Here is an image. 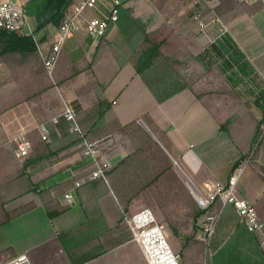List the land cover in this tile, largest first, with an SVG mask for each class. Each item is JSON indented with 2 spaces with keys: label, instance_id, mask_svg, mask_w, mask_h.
Listing matches in <instances>:
<instances>
[{
  "label": "crops",
  "instance_id": "1",
  "mask_svg": "<svg viewBox=\"0 0 264 264\" xmlns=\"http://www.w3.org/2000/svg\"><path fill=\"white\" fill-rule=\"evenodd\" d=\"M136 5L147 9L137 14L145 23L144 29H138L143 36L139 48L146 34L164 27L170 39L161 57L143 74H137L132 65L138 60V47L136 52L129 50L132 55L127 53L125 60L120 58L124 68H119L116 75L107 70L103 74V80L110 82L105 95L112 105L100 121L91 122L87 129L94 138L103 135L107 126L118 129L117 138L109 140L104 150V159L111 165L109 184L90 178L92 165L81 154V144L70 131V125L61 119L58 123L52 121L55 115L49 114L50 104L44 101L48 91L41 99L30 97V94L23 99H10L16 92V95L20 93L19 76L9 71V65L0 63V163H16L18 158L11 140L20 135L31 142L29 158L45 157L27 166L24 159H18L24 160L22 175L16 177L17 182L12 175L8 176L6 193L10 195L6 199L0 193L7 210H14L16 206L10 209L9 206L19 201L22 206L32 205L8 223V232L14 238L20 234L21 226L25 244L39 241L38 246H23L20 252L29 254L33 264H147L124 221L125 214L134 213L138 209L136 203L142 202L136 199L130 204L126 199L130 178H135L137 190L141 188L142 191V183L151 174L154 162L150 155L139 152L145 141L136 140L131 149L125 141L126 135L137 130L122 128L143 119L142 116L147 119V123L142 120L145 131L167 154L186 187L193 184L205 192L218 183H225L234 164L250 154L263 110L249 100L254 94L264 93V0L238 3L224 16L215 12L218 0H186L167 15L150 0H139ZM207 8L214 13V18L223 21L227 29L225 36L242 55L237 63L235 57L232 58L234 49L228 45L227 52L212 49L213 45H218L217 25H208L205 30L200 27V22L205 21L203 11ZM195 15L200 19L196 20ZM119 24L121 26V21ZM118 33V30L113 31L111 37L106 35L102 39L112 42ZM206 50L210 51L212 60L199 58ZM219 54L233 61L220 66L215 61ZM29 63L28 60L24 64ZM31 74V71H24L20 78H31ZM119 79L124 81L115 89L113 82ZM62 90L67 100H63L60 90L53 92L59 105L62 100L63 104L64 101L77 104L88 111L98 103L97 96L90 103L83 92H75L69 86ZM43 123L49 126L46 141L42 140L40 130ZM47 143L53 151L62 150L47 157ZM257 162L264 166V140ZM241 165L245 171L239 184L243 182L245 187L238 186L237 195L254 206L264 226V181L249 157ZM70 193L73 202L68 204L65 196ZM46 206L67 209L50 219ZM229 208V215L241 221L235 209ZM241 224L240 229L236 227L237 235L245 227L242 221ZM252 236L255 238L251 245L253 264H264V227ZM235 240L239 241L237 237ZM35 248L37 250L32 251ZM258 249L261 256L255 253ZM20 253L14 251L9 257Z\"/></svg>",
  "mask_w": 264,
  "mask_h": 264
},
{
  "label": "rangeland",
  "instance_id": "2",
  "mask_svg": "<svg viewBox=\"0 0 264 264\" xmlns=\"http://www.w3.org/2000/svg\"><path fill=\"white\" fill-rule=\"evenodd\" d=\"M20 1L22 2L24 6L27 21L29 25H31V27L33 28L35 25V17H34L35 4L31 3L32 0H20ZM76 1L78 2L80 0H76ZM120 1H121V12H120V19L117 24L118 26L116 24L111 25L107 32V37H111L113 31L118 30L119 33L115 38L112 39L113 41L108 42L106 39L95 40V39H91L90 37L86 35H76L72 37L67 42V44L65 45L63 49L59 64L57 66L54 80L50 79L47 76V73L44 70L42 59L40 58V56H36V57L33 56L32 58H30L29 64H24L21 66H17V65L9 66L10 67L9 71L16 72L19 76V79L17 80V84H18V88L20 92L17 95H16L17 93L16 92L15 93L16 96L14 95V97L10 99L12 100L23 99L26 97V95L29 96V94H33L34 98L37 97V95H39L38 98L41 99L43 98L42 95L46 93V91L44 93H40L41 90L44 87H49L47 90L48 92L46 93L44 97V101L50 104L49 114L50 115L54 114L55 117H58L62 114L63 101L61 100L60 102L61 106H60L58 103V99L53 94V92H55L56 89L60 90L62 97H64L63 100H67L62 90L63 87H66V86H69L70 89L72 87V89L75 90V92H79V93L83 92L86 95V98L90 103H93L94 97L96 96L98 97L97 98L98 102L103 97H105L106 100L109 101V99L105 95V88L110 82L103 80V74L105 70H107L108 72H112L111 75L112 74L114 75V73L116 75V71L118 72L119 68L121 69L124 68V65L120 63L121 62L120 58H124L125 60V57L128 56V54H130L129 50L136 52L135 48L136 47L139 48V43L140 41H142L141 39L143 38L139 30L140 29L142 30L145 23H142V18L138 17L137 14L141 12H146L147 10L145 7L136 5V2L139 0H120ZM150 1L154 3L158 9L160 8V10L162 11L164 15H167L173 12L174 10L178 9L182 5V3H184L186 0H150ZM203 13L205 14V15L203 14V17H202L205 19V21L202 20L204 23L210 22L215 17L214 13H212L211 9L209 8L205 9ZM120 21H121V26L119 24ZM55 32H56V29L53 27H50L49 36L46 37L45 40H42L43 33H38V34L35 33L34 35L40 46H47L53 40ZM141 46L139 50L137 51L138 59L140 58ZM131 55L132 54H130V56ZM220 55L222 54H219L218 56L216 55L218 60H215L216 63L219 64L220 66L221 64L227 65V63H229L228 61H233L232 58L231 60H229V59H226L224 56L222 57ZM135 59L136 58L134 57L133 60ZM135 64L136 62L132 63L133 67H135ZM24 71L25 72L31 71L32 77L28 79L20 78L21 73ZM178 71L181 74V68H178ZM120 79L113 82V86L115 89H118V87L121 86V82L124 81V80L120 81ZM9 94L11 95L10 92ZM257 97H259V94H254L253 98H250L249 101L254 103L257 106V108L261 109V107L256 101ZM109 102L112 105V102L111 101ZM141 118L143 119L136 120V123L140 128H142L143 130H146L145 128L146 126L142 120L146 122L147 119L145 118V116H142ZM109 120L110 122L113 121L112 119H109ZM132 129L133 128H129L127 129V131H131ZM117 130L118 129L116 126L115 127L113 126L112 128L107 126V128L102 132L103 135H101L98 138L92 137L90 135V132L87 133L85 130L84 132L86 133L85 136L89 140L99 142L100 154L102 155V157H104L105 156L104 150L108 147L109 140H114L115 138H117V132H118ZM126 136L128 137V139L125 138L127 140L125 139L123 140L127 142V145L128 147H130V149L133 148V145L135 146L136 140L146 141L145 136L139 131H135V133L131 132ZM82 150L83 149L81 148L80 150L81 154H82ZM11 151L13 152L12 148H11ZM30 153H29V156H30ZM28 157L24 158V160H26ZM13 158L14 157L12 156V159ZM86 159L89 160L88 158ZM15 160H16L15 161L16 163L10 162L9 164H7L8 161L6 163H0V193L5 199L10 195L6 193L7 179L10 178L8 176L12 175V177H14V182H17L18 180L16 177L22 175L21 167H22L24 160H18V159H15ZM97 180L103 181L102 179H97ZM186 180H189V179L186 178ZM105 183L107 184L111 183L109 172L107 173V182ZM191 186L194 187L193 184H191ZM238 186L245 187V183L241 182ZM189 187L187 188L189 190V194H191ZM14 194L18 195L19 193L14 192ZM21 204H22V201L13 203V205L11 204L9 206V209L12 208V206L14 207L16 206L15 209H19L22 207ZM136 204L138 206V209L134 211V213L144 208H149L154 211L158 220L162 222V216H160V214L157 212L154 206L147 205L142 202H138ZM214 211L218 213V217L215 223V228H214L215 232H214L213 237L211 238L210 243L206 245L199 239V233H200L199 230L201 228V225L205 217L204 216L205 213H203L201 217L198 219V223H197V226H198L197 234H196L197 241L196 243H193L190 248L186 249L182 255L180 253V249H181L180 240L174 238L171 235L170 230L165 224L167 227L168 241L173 251L177 253L180 256V258H184L183 264H239L242 262L244 258L243 251L245 252L244 249L246 247H244L243 245L238 246L237 244L240 241L237 242V240H235L236 238L235 236H237V228L239 227L238 229H240V227L242 226L241 221L238 220V218H235L229 215L231 213V210L229 207L221 208L220 205H216L214 208ZM134 213H126L125 217L132 215ZM224 216H225V219L222 220ZM227 217L228 219H226ZM124 221H125V218H124ZM238 224H240V226ZM9 227H10V224H7V223L0 226V250L1 249L4 251L10 250L9 252L19 251L20 253L22 252V249L25 246L30 247V248H34L38 246L39 241H35V242L33 241V242H29L25 244L24 240H22L23 236H22L21 226H19V230H18L20 234H18V236H13L14 238H12L10 232H8ZM34 250H37V249L35 248L32 251ZM222 250L224 251L223 253H221ZM231 255L236 257V259L238 258V260H235V258L232 257ZM6 257H9V255L3 254L1 256L0 254V258L5 259ZM12 258L14 257H11L7 260H10Z\"/></svg>",
  "mask_w": 264,
  "mask_h": 264
},
{
  "label": "built area",
  "instance_id": "3",
  "mask_svg": "<svg viewBox=\"0 0 264 264\" xmlns=\"http://www.w3.org/2000/svg\"><path fill=\"white\" fill-rule=\"evenodd\" d=\"M235 1L250 3L253 0ZM120 12V0H80L72 5L70 13L60 28L56 30L53 40L47 46H40L35 38L34 29L27 21L22 2L20 0H0V30L31 35L39 50L47 76L54 80L67 41L80 34L92 39L104 38L109 27L119 22ZM195 19L199 20V15H195ZM211 24L218 27L217 39L226 35V26L219 18H213L207 23L201 21L200 27L205 30ZM60 119L66 121L70 125V131L80 138L82 154L90 160L93 168L90 178L107 182V173L111 165L100 154L99 142L91 141L85 136L86 133L79 123L76 109L71 103L64 101L62 114L53 118L52 121L58 123ZM40 130L42 140L46 141L49 136L48 124H41ZM260 137H264V108L260 121ZM11 142L15 146V155L18 159L29 156L31 142L24 135L13 138ZM244 171V165L235 167L225 183H218L205 192L196 187H189L198 207L205 213L199 230V239L206 245L210 243L215 232L218 217V213L214 211L216 205H220L221 208L233 207L248 231L256 233L263 230L264 226L254 206L237 195L238 184ZM65 199L71 203L73 195L67 194ZM125 223L132 234V240L143 252L147 264H182L180 256L173 251L168 241L166 225L158 220L153 210L144 208L126 216ZM0 264L33 263L27 254H21L7 261L0 260Z\"/></svg>",
  "mask_w": 264,
  "mask_h": 264
},
{
  "label": "trees",
  "instance_id": "4",
  "mask_svg": "<svg viewBox=\"0 0 264 264\" xmlns=\"http://www.w3.org/2000/svg\"><path fill=\"white\" fill-rule=\"evenodd\" d=\"M76 2V0H32L31 3L35 4L34 32L36 34L43 33L42 40H45L46 37L49 36V28L53 27L56 30L59 29L63 21L66 19L67 15L70 13L72 5ZM237 4L238 2H236L235 0H218V5L215 7V12L219 16H224L225 14L234 10ZM169 39L170 34L165 27L158 31L146 34L141 46L140 58L135 64V70L137 74H143L146 70H148L155 64V62L161 57L162 49L166 46ZM217 41L218 45H213L212 49H225L227 52L229 51V49H227V45L228 47L234 49L233 44H231V40L227 36H223L222 38L217 39ZM233 51L234 55H232V58L235 57L234 60L237 63L241 59L242 55L236 48ZM33 56L36 57L40 55L36 43L31 35H20L17 33L0 30V63L9 66L13 64L21 66L24 65V63H26V61H28ZM210 56V51L206 50L203 54L200 55L199 58L201 60L209 61L212 60V56L211 58ZM48 88L49 87H44L40 93H44L48 90ZM231 95L232 97H236L233 93H231ZM31 96L33 97V94H30V97ZM38 97L39 95H37L35 99ZM256 101L261 109H263L264 93L260 94L259 97H257ZM73 106L78 114L80 125L88 133L89 131L87 129V125H89L91 122H98L103 117V115L111 108V103L107 101L105 97H103L94 108L88 111L82 110V108L77 104H73ZM128 128H135L145 136V145H143L142 149H140L139 152H142L147 156L150 155L154 162L151 166V174L146 177L145 183H142V191H140L141 188L137 190V183L135 182V178H130L129 188L125 193L126 199L130 204L133 203V200L138 199L141 200L142 203L154 206L160 216H162V223L164 222V224L167 225L171 235L174 238L180 240V253L182 255L186 249L190 248L193 243H196V234L198 229L197 223L198 219L201 217L204 211L198 207L193 196L189 194V190L174 170L172 161L169 159L158 142L154 140L145 130L140 128L136 122H132L122 129L126 130ZM76 137V141L80 143V138L78 136ZM263 140L264 137H260L259 123L248 157L249 162L255 167L258 174L264 181V166L260 165L257 162L259 149ZM47 144V157L57 155L62 150L61 149L58 151H53L50 148L49 143ZM134 154L135 153L133 152L132 157L134 156ZM248 157H243L239 161H237L234 164V168L241 165L242 162ZM28 158L24 162L25 166H27V164H29L30 162H39L41 159H45V157H42L40 159L30 157L29 159L31 160H29ZM127 160H129V157L126 159V161ZM31 207L32 205H25L19 209L7 210L6 203L1 201L0 199V226L6 223L8 224L12 219L23 215L25 212L31 209ZM45 209L48 217L50 219H53L59 214L66 211L67 208H64L62 206H46ZM252 235L253 233L249 232L247 228L244 227L241 234L236 236L240 241L237 245H243L244 247H246L244 249L245 252L243 251L244 258L242 257L243 260L239 264L254 263L252 256L254 250L252 249L251 245L254 242L255 238ZM9 251L10 250H3V252H1L0 254L1 256L3 254L12 255V252ZM255 251L258 256H261L262 252L260 249ZM231 256L234 257L233 255ZM11 257H6L5 259L0 258V260L6 261ZM234 258L235 260H238V258ZM183 260L184 258H181L182 264Z\"/></svg>",
  "mask_w": 264,
  "mask_h": 264
}]
</instances>
